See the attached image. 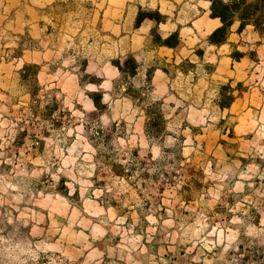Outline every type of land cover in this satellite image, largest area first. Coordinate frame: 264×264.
<instances>
[{
	"label": "rangeland",
	"instance_id": "obj_1",
	"mask_svg": "<svg viewBox=\"0 0 264 264\" xmlns=\"http://www.w3.org/2000/svg\"><path fill=\"white\" fill-rule=\"evenodd\" d=\"M224 1L217 45L201 8L0 0V264H264V2Z\"/></svg>",
	"mask_w": 264,
	"mask_h": 264
},
{
	"label": "trees",
	"instance_id": "obj_2",
	"mask_svg": "<svg viewBox=\"0 0 264 264\" xmlns=\"http://www.w3.org/2000/svg\"><path fill=\"white\" fill-rule=\"evenodd\" d=\"M211 10L214 17L221 19L222 25L218 26L209 36V42L212 44L221 45L226 42L228 36V30L234 23L237 14H240L239 6L235 2H226L224 0H210ZM258 2H264V0H258ZM246 3V1H245ZM251 6L252 4H248ZM239 18L244 19L243 15H238ZM146 18L145 15H139L138 21H142ZM245 22L240 25L239 30L243 28Z\"/></svg>",
	"mask_w": 264,
	"mask_h": 264
},
{
	"label": "crops",
	"instance_id": "obj_3",
	"mask_svg": "<svg viewBox=\"0 0 264 264\" xmlns=\"http://www.w3.org/2000/svg\"><path fill=\"white\" fill-rule=\"evenodd\" d=\"M206 3L204 6L202 3ZM209 0H156V4L158 5V10L162 12V14H175V13H193L197 16L200 12L201 8V16H197L195 19L190 18L189 21L198 20L200 18L210 20L213 24L215 21V17L212 15L211 7L209 9ZM193 22V21H192ZM184 27H181L183 29Z\"/></svg>",
	"mask_w": 264,
	"mask_h": 264
}]
</instances>
